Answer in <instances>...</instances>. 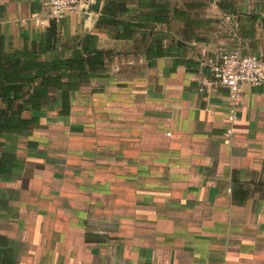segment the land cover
I'll list each match as a JSON object with an SVG mask.
<instances>
[{
	"label": "crops",
	"instance_id": "0c3cea01",
	"mask_svg": "<svg viewBox=\"0 0 264 264\" xmlns=\"http://www.w3.org/2000/svg\"><path fill=\"white\" fill-rule=\"evenodd\" d=\"M43 1L0 0L17 94L0 102V264H264V86L243 89L229 124L225 90L198 92L192 45L264 54V0H123L118 27L96 24L99 0L64 18L57 59L84 36L103 53L67 103L24 67L49 57L29 21Z\"/></svg>",
	"mask_w": 264,
	"mask_h": 264
},
{
	"label": "built area",
	"instance_id": "2783aa9c",
	"mask_svg": "<svg viewBox=\"0 0 264 264\" xmlns=\"http://www.w3.org/2000/svg\"><path fill=\"white\" fill-rule=\"evenodd\" d=\"M93 0H44V16L32 14L29 17L38 28H47L50 23L58 26L66 17L90 14ZM198 63L207 75L198 84V92L208 93V89L219 86L225 90L227 98L226 121L232 124L242 106L243 89L264 86V54L243 55L238 49H218L209 52L204 46H196ZM232 137L230 127L225 130L224 142Z\"/></svg>",
	"mask_w": 264,
	"mask_h": 264
},
{
	"label": "trees",
	"instance_id": "16d2710c",
	"mask_svg": "<svg viewBox=\"0 0 264 264\" xmlns=\"http://www.w3.org/2000/svg\"><path fill=\"white\" fill-rule=\"evenodd\" d=\"M123 0H105L97 18L96 24L107 25V26H121L118 20H113L115 14L124 10L122 5ZM55 26L50 23L46 28V33L43 38V50L42 53L48 54V60L45 63L39 64L36 62L26 61L24 67L28 69L37 70L36 74L41 79L43 85L47 87L54 88H64V93L61 94L62 101L67 103L68 91L73 90L83 81L88 80L96 75L103 66V53L95 48H89L87 46L88 39L90 36H84L81 43L75 44L74 49L71 51L70 57L61 60L57 59L56 55L53 53V43L55 41ZM124 30V27H123ZM13 59V58H12ZM17 62L13 60L11 67H16ZM48 74V75H46ZM53 74V75H51ZM65 79L63 83L60 82L61 79ZM32 80L33 77L27 78ZM13 80L11 77H6V74L0 75V102L9 104L13 99H16L17 94L10 95V91L14 92L15 88H7L8 81ZM45 87V86H43ZM40 92L36 87L31 89L28 96L29 102H35ZM35 104V103H34ZM7 108L0 113V120L5 122V127L8 126L9 118L6 116Z\"/></svg>",
	"mask_w": 264,
	"mask_h": 264
},
{
	"label": "water",
	"instance_id": "95a60500",
	"mask_svg": "<svg viewBox=\"0 0 264 264\" xmlns=\"http://www.w3.org/2000/svg\"><path fill=\"white\" fill-rule=\"evenodd\" d=\"M99 0H93V4L90 6V11L91 12H96L97 11V8H98V3Z\"/></svg>",
	"mask_w": 264,
	"mask_h": 264
}]
</instances>
